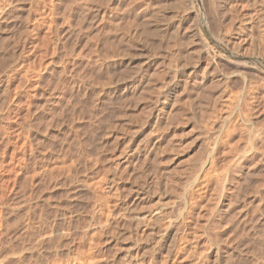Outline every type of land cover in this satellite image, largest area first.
Masks as SVG:
<instances>
[{"label":"rangeland","instance_id":"obj_1","mask_svg":"<svg viewBox=\"0 0 264 264\" xmlns=\"http://www.w3.org/2000/svg\"><path fill=\"white\" fill-rule=\"evenodd\" d=\"M120 1L0 0V264H264V0Z\"/></svg>","mask_w":264,"mask_h":264},{"label":"bare ground","instance_id":"obj_2","mask_svg":"<svg viewBox=\"0 0 264 264\" xmlns=\"http://www.w3.org/2000/svg\"><path fill=\"white\" fill-rule=\"evenodd\" d=\"M119 1H120V0H119ZM132 1L135 2L134 0H132ZM141 1H142V0H141ZM141 1H140V2H141ZM152 1H153V0H151V1H149V2H152ZM160 1H161V0H160ZM164 1H166V0H164ZM170 1H171V0H170ZM172 1H173V0H172ZM184 1H185V0H184ZM214 1H215V0H214ZM214 1H213V2H214ZM219 1L221 2V0H219ZM224 1H226V0H224ZM227 1H228V0H227ZM231 1H232V0H231ZM231 1H230L229 3H230V4H231V3L233 4V2H231ZM234 1H235V2H234L235 5H239V2H236V0H234ZM120 2H121V1H120ZM156 2H158V1H156ZM161 2H163V1H161ZM161 2H158V3H159V4H162ZM168 2H169V1H168ZM177 2H178V1H177ZM177 2L175 3V1H174V3L177 4V6H178V3H177ZM180 2H181V1H180ZM180 2H179V3H180ZM190 2H191V0H190ZM190 2H189V3H190ZM210 2H211V1H210ZM210 2H209V3H210ZM253 2H255V1H253ZM113 3L115 4V2H113ZM130 3H131V2H130ZM138 3H139V1H138ZM141 3H143V1H142ZM141 3H139V4H141ZM153 3H154V2H153ZM158 3H155L154 5H156V4H158ZM174 3L171 2V4H174ZM183 3H184V2H183ZM183 3H181V4H183ZM192 3H193V2H192ZM217 3H218V1L216 2V4H217ZM227 3H228V2H227ZM227 3H226V5H227ZM236 3H237V4H236ZM240 3H241V2H240ZM110 4H111V3H110ZM114 4H113V6H114ZM133 4H134V3H133ZM143 4H144V3H143ZM147 4H148V0H147L146 5H147ZM149 4H151V3H149ZM159 4H158L157 6H159ZM163 4H165V3L163 2ZM168 4H169V3H167V6H168ZM171 4H170V6H172L171 8H170V6L167 7L166 5H165V7H166V8H170V10H171L172 8H174V9L176 8V9H175V13H176V12H177L176 10H177V8H178L179 6L177 7V6L175 5V6H176V7H175L174 5H171ZM213 4H214V3H213ZM216 4H215V5H216ZM234 4H233V5H234ZM242 4H243V3H242ZM251 4H253V3H251ZM137 5H138V4H137ZM137 5H136V6H137ZM146 5H145V8H147ZM151 5H152V4H151ZM151 5H150V6H151ZM183 5H184V4H183ZM187 5H188V4H187ZM189 5H190V4H189ZM220 5H221V4H220ZM222 5H225V4L223 3ZM226 5H225V6H226ZM228 5H229V4H228ZM233 5H232V7H234ZM243 5H244V4H243ZM113 6H112V7H113ZM117 6H118V5H117ZM127 6L129 7V6H132V5L129 4V5H127ZM133 6H134V5H133ZM140 6H141V5H140ZM140 6L138 5V7H140ZM150 6H149V7H150ZM152 6H153V5H152ZM180 6H181V5H180ZM191 6H193V4H192ZM216 6H219V4L216 5ZM225 6H224V7H225ZM110 7H111V6H110ZM114 7H115V6H114ZM138 7H137V8H138ZM142 7H144V5H143ZM155 7H156V6H155ZM155 7H152V8H155ZM161 7H162V6H161ZM161 7H159V10H156V9H155V10H156V13H157V16L159 15L160 9L163 8V7H162V8H161ZM189 7H190V6H189ZM208 7H209V6H208ZM220 7H222V6H220ZM220 7H219V9H220ZM226 7H227V6H226ZM226 7H225V8H226ZM237 7H239V6H237ZM237 7H236V9H238ZM119 8H120V7H119ZM129 8H130V7H129ZM129 8H128V9H129ZM132 8H133V7H132ZM135 8H136V7H135ZM135 8H134V9H135ZM156 8L158 9V7H156ZM179 8H181V7H179ZM182 8H183V7H182ZM190 8H191V7H190ZM225 8H224V11H227V10H229V9L231 8V6L229 7V9L227 8V10H225ZM242 8H243V7H242ZM114 9H116V8H114ZM117 9H118V7H117ZM117 9H116V11H117ZM130 9H131V8H130ZM174 9H172V10H174ZM186 9H188V8H186ZM209 9H210V8H209ZM221 9H222V8H221ZM233 9H235V8H233ZM110 10H111V9H110ZM123 10H126V7L123 8ZM123 10H122V11H123ZM137 10H138V9H137ZM140 10L142 11V8H141ZM140 10H138V11L140 12ZM143 10H144V9H143ZM147 10H148V9H147ZM151 10H152V9H151ZM155 10H153V11H154L153 13H155ZM213 10H214V9H213ZM213 10H212V11H213ZM230 10L233 11L232 9H230ZM230 10H229V11H230ZM239 10H240V9H239ZM126 11H129V10H126ZM131 11H132V10H131ZM131 11H129V12H131ZM162 11H163V10H161V12H162ZM164 11H165V9H164ZM164 11H163V12H164ZM168 11H169V9H168ZM181 11H182V10H181ZM183 11H185V9H184ZM216 11H218V10H216ZM229 11H228L227 13H230V12H231V11H230V12H229ZM235 11H236V10H235ZM132 12H133V11H132ZM132 12H131V13H132ZM136 12H137V11H136ZM142 12L144 13V12H146V11L144 10V11H142ZM147 12H149V11H147ZM147 12H146V13H147ZM151 12H152V11H151ZM161 12H160V13H161ZM165 12H166V11H165ZM179 12H180V11H179ZM209 12H210V11H209ZM236 12H237V14L239 13L238 11H236ZM124 13H125V12H124ZM124 13H122V14H124ZM131 13H130V14H131ZM137 13H138V12H137ZM143 13H140V14H143ZM153 13H151V14H153ZM168 13H169V12H168ZM175 13L172 14L173 17H174V14H175ZM185 13H186V12H185ZM214 13H215V12H214ZM216 13H219V11L216 12ZM223 13H225V12H222V15H224ZM227 13H225V14L228 15ZM231 13H232V12H231ZM233 13H235V12L233 11ZM130 14H129V15H130ZM135 14H136V13H135ZM144 14H145V13H144ZM151 14H150V15H151ZM176 14H177V13H176ZM178 14H179V13H178ZM178 14H177V15H178ZM206 14H207V13H206ZM206 14H205V15H206ZM209 14H211V12H210ZM209 14H208V17H209ZM212 14H213V12H212ZM245 14H246V12H245ZM248 14H249V13H248ZM118 15H119V14H118ZM129 15H128V16H129ZM132 15H133V14H132ZM138 15H139V14H136L134 17H136V16H138ZM161 15L163 16V13H162ZM170 15H171V14H170ZM170 15H169V16H170ZM177 15H175V17H176ZM214 15H215V14H213V16H214ZM216 15H217V14H216ZM219 15L221 16V14H219ZM219 15H218V16H219ZM229 15H230V14H229ZM231 15H232V14H231ZM240 15H241V14H240ZM151 16H153V15H151ZM155 16H156V15L154 14V17H155ZM164 16H165V15H164ZM164 16L161 17V18L164 19V18H165ZM167 16H168V15H166V17H167ZM169 16H168V17H169ZM179 16H181V15H179ZM179 16H177V18H178V20H179V22H180ZM195 16H196V15H195ZM210 16H212V15H210ZM213 16H212V18L214 19ZM218 16H215V17H218ZM235 16H237V15H234V14H233V18H234ZM245 16H246V15H245ZM247 16H248V15H247ZM114 17L116 18V15H113V18H114ZM139 17H140V16H139ZM143 17H145V16L142 15V18H143ZM154 17H152V18H154ZM158 17H160V16H158ZM173 17H172V18L169 17V19H170V18H171V19H174ZM181 17H183V16H181ZM193 17H194V16H193ZM222 17H223V16H222ZM229 17L231 18V16H229ZM229 17H228V19H229ZM108 18H109V17H108ZM111 18H112V17H111ZM140 18H141V17H140ZM146 18H147V17H146ZM148 18L150 19V21L148 20L150 23L148 22L147 24H148V26H150L149 24H151V22H153V20L151 21V18H150L149 16H148ZM148 18H147V19H148ZM161 18L157 19V17H156V19H155V18H154V19L159 21V20H162ZM194 18H195V17H194ZM220 18H221V17H220ZM226 18H227V17H226ZM233 18H231V20H232ZM116 19H118V17H117ZM134 19H135V18H134ZM134 19H133V20H134ZM144 19H145V18H144ZM165 19H166V18H165ZM199 19H200V18H199ZM224 19H225V17H224ZM228 19H226V21H227ZM234 19H235V18H234ZM140 20H142V19H140ZM140 20H138V21H140ZM174 20H176V19H174ZM193 20H194V19L192 18V21H193ZM217 20H219V19H217ZM217 20H215V21L217 22ZM240 20H241V19H240ZM115 21H116V20H115ZM115 21H112V22H115ZM145 21H147V20H145ZM164 21H165V20H164ZM164 21H159V22H164ZM166 21H167V20H166ZM169 21H170V20H169ZM171 21H173V20H171ZM176 21H177V20H176ZM181 21H182V20H181ZM185 21H186V20H185ZM190 21H191V20H190ZM209 21H210V20H209ZM212 21H213L212 24H214L215 21H214V20H211V22H212ZM135 22H136V21H135ZM156 22H157V21H156ZM156 22H155V24H159L158 22H157V23H156ZM182 22H183V21H182ZM188 22H189V21H188ZM211 22H210V23H211ZM218 22H219V21H218ZM221 22L223 23V19L221 20ZM228 22H229V21H228ZM230 22H231V21H230ZM230 22H229V24H230ZM232 22H233V21H232ZM232 22H231V23H232ZM234 22H235V21H234ZM119 23H120V22H119ZM142 23H143V25L146 24V22L144 23V21H142ZM142 23H140L141 26H143ZM166 23H167V22H166ZM174 23L176 24V22H174ZM174 23H173V24H174ZM225 23H227V22H225ZM114 24L117 25V24H118V21L115 22ZM133 24H134V23H133ZM133 24H132V25H133ZM137 24H138V23H137ZM147 24H146V25H147ZM152 24H153V23H152ZM160 24H161V23H160ZM178 24H179V23H177V25H178ZM180 24H181V23H180ZM212 24H211V25H212ZM229 24H228V25H229ZM111 25H112V24H111ZM111 25H110V26H111ZM122 25H123V24H122ZM122 25H121V27H122ZM167 25H168V24H167ZM167 25H164V26H167ZM177 25L175 26L176 28H177ZM218 25H219V26H220V25L222 26L221 23H220V24H217L216 26L218 27ZM223 25H225V24H223ZM117 26H118V25H117ZM126 26H127V25H126ZM128 26H129V24H128ZM128 26H127V29H128ZM133 26H134V25H133ZM135 26H136V25H135ZM135 26H134V27H135ZM158 26H159V25H158ZM162 26H163V25H162ZM172 26H173V25H172ZM178 26H179V25H178ZM182 26H183V25H182ZM193 26H195V25H193ZM197 26H198V25H197ZM214 26H215V24H214ZM214 26H213V27H214ZM221 26H220V27H221ZM225 26L227 27V24H226ZM112 27H113V26H112ZM118 27L121 28L120 26H118ZM118 27H115V29L118 28ZM130 27L132 28V26H130ZM143 27L145 28V26H143ZM150 27H152V26H150ZM150 27H148V30H149V31H150V29H151ZM153 27H154V28H153V31H156V30H154V29H155V25H154ZM170 27H171V25H170ZM175 27H174V30L172 29L173 31H171L172 33H171L170 35H169V34L167 35V34H165V33H164L165 35H163L162 30H161V33H162V35H163L162 37L160 36L161 33H159L158 31H156V32L159 33V35H157L158 33L153 34V31H152V30L150 31V32H152V34L148 32V35H149V36H150V35H151V36L153 35L152 37H154V36H158V37H159V36H160L161 38H164V36L167 35L168 38L170 37V40L167 39V41H166V40L164 39V41L168 43V40H169L170 43H171V42H172V40H171L172 38H171V37L174 36L173 34H174V31L176 30ZM180 27H181V26H180ZM185 27H186L187 30L190 29V28H187V26H185ZM185 27L183 28L184 35H186V34H185L186 31L184 30ZM190 27H191V26H190ZM123 28L126 30V28H125L124 26H123ZM144 28H143V29H144ZM156 28H157L158 30H160L158 27H156ZM160 28L162 29L161 25H160ZM166 28H169V27H166ZM171 28H173V27H171ZM196 28H197V27H196ZM196 28H193V29H191V31H190V30L188 31V32H190V35H191V36H194V37H197V38H200V39H201V37H202V38H206V37H204V33H203V31L201 30L202 28H199V27H198L199 29H196ZM221 28H223V27H221ZM115 29L112 28V31L115 30ZM124 29H122V30H124ZM134 29H136V28H134ZM143 29H141V30H143ZM118 30H119V29H118ZM129 30H130V28H129ZM141 30H140V31H141ZM144 30H145V29H144ZM163 30H164V29H163ZM167 30H168V29H167ZM167 30H164V31L167 32ZM178 30H180L179 27H178ZM178 30H177V32H179ZM216 30H217V29H216ZM112 31H111V32H112ZM116 31H117V29H116ZM119 31L121 32V30H119ZM126 31L128 32V30H126ZM145 31L147 32V28H146ZM183 31H182V32H183ZM220 31H221V30H220ZM220 31H219V32H220ZM222 31H223V30H222ZM114 32H115V31H114ZM114 32H113V33H114ZM122 32H123V31H122ZM122 32H121V34H122ZM127 32L125 33V31H124L125 34H127ZM141 32H142V31H141ZM141 32H140V33H141ZM146 32H145V33H146ZM177 32H176V33H177ZM188 32H187V33H188ZM224 32H225V30H224ZM118 33H119V32H118ZM118 33H114V34H117V35H118ZM124 33H123V34H124ZM143 33H144V32H143ZM145 33H144V35H146V36H145V38H146V37H148V35L145 34ZM225 33H226V32H225ZM225 33H224V34H225ZM123 34L121 35V36H123L122 40H123L124 37H125V35H123ZM141 34H142V33H141ZM141 34H140V35H141ZM177 34H178V35H179V34H182V38H184V37H183V36H184L183 33H177ZM111 35L114 36V37L117 36V35H113L112 33H111ZM142 35H143V34H142ZM171 35H173V36H171ZM178 35H177V36H178ZM190 35H189V36H190ZM201 35H202V36H201ZM127 36H128V35H127ZM224 36H225V35H224ZM178 37H180L179 39H180V41H182V40H181V39H182V38H181V35L178 36ZM178 37H177V38H178ZM185 37H186V36H185ZM137 38H138V37H137ZM154 38H155V37H154ZM156 38H157V37H156ZM165 38H166V37H165ZM192 38H193V37H191V39H192ZM125 39H127V41H129L128 38H125ZM125 39H124L123 41H125ZM146 39H147V38H146ZM175 39H176V38H175ZM187 39H188V37H187ZM191 39H189V40H190V43H192ZM206 39H207V38H206ZM245 39H246V38H245ZM111 40H112V39H111ZM138 40H139V39H138ZM149 40H150V38H149ZM155 40H156V39H155ZM155 40H154V41H155ZM162 40H163V39H162ZM177 40H178V39H176L175 41H177ZM183 40H184V39H183ZM185 40H186V39H185ZM185 40H184V41H185ZM189 40H188V42H189ZM192 40H193V39H192ZM202 40H203V39H201V41H202ZM204 40H205V39H204ZM131 41H132V40H131ZM146 41H147V40H146ZM150 41H152V40H150ZM158 41H159V39H158ZM158 41H155V42H158ZM173 41H174V38H173ZM184 41H183V42H184ZM195 41H196V39H195ZM195 41H194V42H195ZM199 41H200V40H199ZM206 41H207V40L203 41V42H204L203 44L207 43V45H208V42H206ZM238 41L240 42V40H238ZM144 42H145V41H144ZM148 42H149V41H148ZM152 42H153V41H152ZM155 42H153V43H155ZM162 42H163V41L160 40V42L157 43V44H158L157 47H155L156 45H154L153 43H151V45H152V44L154 45V48H155V51H156V49H157L158 46H159V43H162ZM183 42H182V44H183ZM185 42H187V41H185ZM239 42H238V43H239ZM170 43H169V44H170ZM174 43L180 44L179 42H172V46H171V44H170V45L166 46L167 48L164 47V45H165L166 43L163 42L162 45H163V48H165V50H166V49H169V50H170L169 47H172V48H173V46H174V48L177 50L178 45H176V44H174ZM201 43H202V42H200V44H201ZM235 43H236V42H235ZM111 44H112V43H111ZM124 44H125V43H124ZM155 44H156V43H155ZM182 44L180 45L181 47H183V46L185 45V43H184L183 46H182ZM186 44H187V43H186ZM192 44H193V43H192ZM192 44L189 45V43H188V46H191ZM243 44H244V43H243ZM162 45L160 44V48H161ZM112 46H113V45H112ZM129 46H130V45H129ZM132 46H133V45H132ZM175 46H177V47H175ZM180 46H179V47H180ZM117 47H118V46H117ZM127 47H128V46H127ZM186 47H187V46H186ZM208 47H209V46H208ZM237 47H238V46H237ZM239 47H240V46H239ZM241 47H242V46H241ZM110 48L112 49V48H114V47H110ZM160 48H159V52H160V50H161V52H162V49H163V48H161V49H160ZM172 48H171V49H172ZM174 48H173V49H174ZM203 48H204V46H203ZM205 48H206V47H205ZM209 48H211V47H209ZM212 48H213V47H212ZM212 48H211V49H212ZM111 49H110V50H111ZM175 49H174V50H175ZM180 49H181V48H180ZM182 49H183V48H182ZM200 49H201V48H200ZM113 50H114V49H113ZM113 50H112V51H113ZM202 50H203V49H202ZM205 50H207V49H205ZM146 51H147V50H146ZM163 51H164V50H163ZM166 51L168 52V50H166ZM170 51H171V54H169V55L167 54V55L170 57L169 59H170V61L172 62V58H173V57L171 58L170 55L173 56V53H172V50H170ZM181 51H182V50H181ZM185 51H186V50H184V52H182L183 54H181L180 51L178 52V50H177L178 54L180 53L181 56H183L184 54H188V53H187L188 49H187L186 53H185ZM189 51L193 52L194 50L192 51V49H191V50H189ZM189 51H188V52H189ZM199 51H200V50H199ZM209 51H210V50H208V52H209ZM211 51L213 52V50H211ZM157 52H158V51H157ZM167 52L159 53V55H160V54H161V55H162V54L166 55ZM208 52H207V54H208L210 57L212 56L211 58H214V57H215V56L213 57V55H212V54H214V53H212V54L210 55V54H209L210 52H209V53H208ZM168 53H169V52H168ZM174 53H176V52H174ZM195 53H200V52L196 51ZM205 53H206V52H205ZM130 54H131V53H130ZM178 54H175V55H178ZM180 54H179V55H180ZM190 54H191V53H190ZM159 55H158V56H159ZM161 55H160V57H161ZM93 56H94V55H93ZM162 56H163V55H162ZM191 56H192V54L190 55V57L185 55L183 58L181 57V58H182L181 60H183L184 62H185L187 59H189V58H191V60H192V57H194L195 55L192 56V57H191ZM196 56H197V55H196ZM204 56H206V55H204ZM209 56H208V57H209ZM166 57H167V56H166ZM178 57H180V56H177V58H178ZM185 57H186V58L188 57V58H187L186 60H184ZM198 57H199V56H198ZM101 58H102V57H101ZM195 58L197 59V57H195ZM218 58H219V57H218ZM220 58H221V57H220ZM174 59H176L175 56H174ZM174 59H173V61H175V62H176V61H177V62L179 61V59H178V60H174ZM196 59H194V60H196ZM158 60H159V59H158ZM191 60H189V61H191ZM194 60H192V61L194 62ZM198 60H199V59H198ZM198 60H196V62H197ZM200 60H201V58H200ZM214 60H215V59H214ZM221 60H222V59H221ZM146 61H147V60H146ZM180 62H181V61H180ZM180 62H179V63H180ZM209 62H210V61H209ZM156 63H157V62H156ZM165 63H166V62H165ZM182 63H183V62H182ZM191 63H192V62H190V66L192 65ZM197 63H198V62H197ZM201 63H202V62H201ZM201 63H200V64H201ZM163 64H164V63H163ZM168 64H169V66H171V63H170V62H169ZM174 64H177V63H173L172 66H175ZM186 64L188 65V62H187ZM194 64H195V62H194ZM156 65H157V64H156ZM159 65H160V64H159ZM165 65H167V64H165ZM179 65H181V64H179ZM183 65H184V64H183ZM198 65H199V64H198ZM198 65H197V66H198ZM219 65H220V64H219ZM162 66H163V65H162ZM167 66H168V65H167ZM177 66H178V65H177ZM188 66H189V65H188ZM192 66L195 67L196 64H195V65H192ZM203 66H204V64H203ZM207 66H208V63H207ZM127 67H128V66H127ZM178 67H179V66H178ZM181 67H182V66H181ZM200 67H201V66H200ZM129 68H132V70L135 69L134 67H129ZM144 68H146V67H144ZM174 68H176V67H174ZM125 69H126V70H125ZM127 69H128V68H126V66H125V68L123 69V70L125 71V72H123V73H125V75H129ZM153 69H154V68H153ZM169 69H170V67H169ZM191 69H192V68H191ZM203 69H204V68H203ZM212 69H213V68H212ZM212 69H211V70H212ZM214 69H215V67H214ZM214 69H213V70H214ZM128 70H129V72H131V71H130L131 69H128ZM136 70H137L136 72H135V70H133V71L137 74V73H139L138 71H140L141 69L138 70V69L136 68ZM144 70H145V69H144ZM178 70H179V69H178ZM196 70H197V69H196ZM200 70H201V69H200ZM213 70H212V71H213ZM126 71H127V72H126ZM155 71H156V73H157V70H155ZM174 71H175V70H174ZM176 71H177V69H176ZM212 71H211L210 73H212ZM151 72H152V71H151ZM163 72H164V71H163ZM183 72H184V70H183ZM195 72H196V71H195ZM200 72H202V71H200ZM126 73H127V74H126ZM132 73H133V72H132ZM132 73H131L132 76H131V75H129V76L133 77V76L136 75L135 73H134V74H132ZM171 73H172V72H171ZM184 73H185V72H184ZM192 73H193V72H192ZM207 73H209V72H207ZM207 73H206V74H207ZM142 74H143V73H142ZM154 74H155V73H154ZM166 74H167V73H166ZM166 74H165V75H166ZM176 74H177V73H176ZM182 74H183V73H182ZM189 74H190V73H189ZM194 74H195V73H194ZM200 74H201V73H200ZM200 74H199V75H200ZM202 74H203V73H202ZM212 74H213V73H212ZM168 75H169V74H168ZM170 75H171V74H170ZM173 75H175L174 72H173ZM207 75H208V74H207ZM159 76H160V75H159ZM191 76H192V75H191ZM194 76H196V75H194ZM145 77H146V76H145ZM150 77H151V76H150ZM169 77H170V76H169ZM212 77H213V76H212ZM137 78H138V77H137ZM148 78H149V77H148ZM186 78H187V77H186ZM152 79H154V78H152ZM163 79H164V78H163ZM172 79H173V77H172ZM215 79H216V78H215ZM166 80H167V79H166ZM198 80H199V79H198ZM198 80H197V81H198ZM161 81H162V80H161ZM171 81H172V80H171ZM186 81H187V80H186ZM209 81H210V80H209ZM138 82H139V81H138ZM148 82H149V81H148ZM168 82H170V81H168ZM189 82H190V81H189ZM217 82H218V80H217ZM152 83H153V82H152ZM184 83H185V82H184ZM213 83H214V82H213ZM146 84H147V83H146ZM148 84H149V83H148ZM166 84H167V83H166ZM182 84H183V83H182ZM185 84H186V83H185ZM214 84H215V83H214ZM155 85H156V84H155ZM200 85H201V84H200ZM97 86H98V85H97ZM101 86H102V85H101ZM151 86H152V85H151ZM182 86H183V85H182ZM220 86H221V85H220ZM201 87H202V86H201ZM126 88H127V87H126ZM152 88H153V87H152ZM191 88H192V87H191ZM191 88H190V89H191ZM195 88H196V87H195ZM197 88H198V87H197ZM199 88H200V87H199ZM208 88H209V87H208ZM149 89H150V88H149ZM158 89H159V88H158ZM184 89H185V88H184ZM184 89H183V90H184ZM153 90H154V89H153ZM155 90H156V89H155ZM133 91H134V90H133ZM181 91H182V89H181ZM194 91H195V90H194ZM198 91H199V90H198ZM203 91H204V90H203ZM207 91H208V90H207ZM221 91H222V90H221ZM221 91H220V93H221ZM134 92H135V91H134ZM183 92H184V91H183ZM199 92H200V91H199ZM201 92H202V91H201ZM212 93H213V92H212ZM212 93H211V95H212ZM220 93H219V94H220ZM157 94H158V93H157ZM164 94H165V93H164ZM184 94H185V93H184ZM188 94H189V93H188ZM134 95H135V94H134ZM140 95H141V94H140ZM155 95H156V94H155ZM162 95H163V94H162ZM175 95H176V94H175ZM180 95H181V94H180ZM180 95H179V97H180ZM190 95H191V94H190ZM200 95H201V94H200ZM137 96H138V95H137ZM144 96H145V95H144ZM141 97H142V95H141ZM177 97H178V96H177ZM189 97H191V96H189ZM157 98H158V97H157ZM174 98H176V97H174ZM216 98H217V97H216ZM214 99H215V98H214ZM152 100H154V99H152ZM171 100H172V99H171ZM175 100H177V99H175ZM175 100H174V101H175ZM195 100H196V99H195ZM217 100H218V99H217ZM156 101H157V100H156ZM189 101H190V99H189ZM196 101H197V100H196ZM164 102H165V101H164ZM179 102H180V101H179ZM181 103H182V102H181ZM181 103H180V104H181ZM183 103H185V102H183ZM191 103H192V102H191ZM199 103H200V102H199ZM214 103H216V102H214ZM220 103H221V102H220ZM222 103H223V102H222ZM156 104H157V103H156ZM188 104H190V103H188ZM154 105H155V104H154ZM214 105H215V104H214ZM217 106H218V105H217ZM162 107H163V106H162ZM204 107H205V106H204ZM212 107H213V106H212ZM218 107H219V106H218ZM218 107H217V108H218ZM156 108H157V107H156ZM205 108H206V107H205ZM154 109H155V108H154ZM159 110H160V109H159ZM123 111H124V110H123ZM153 116H154V115H153ZM122 117H123V116H122ZM155 117H156V115H155ZM148 121H149V120H148ZM156 121H157V119H156ZM108 122H109V121H108ZM114 123H115V122H114ZM130 123H131V122H130ZM115 124H116V123H115ZM120 126H121V125H120ZM139 127H140V126H139ZM127 130H128V129H127ZM130 131H131V130H130ZM133 132H134V131H133ZM115 133H116V131H115ZM109 134H110V133H109ZM112 134H113V133H112ZM105 136H106V135H105ZM108 136H109V135H108ZM110 136H111V135H110ZM121 136H122V135H121ZM106 137H107V136H106ZM114 140H115V139H114ZM113 144H114V143H113ZM129 145H130V144H129ZM116 146L118 147V145H116ZM117 147H116V148H117ZM135 150H136V149H135ZM147 153H148V152H147ZM129 154H130V153H129ZM138 155H139V154H138ZM240 159H241V158H240ZM202 160H203V159H202ZM247 160H248V159H247ZM202 162H203V161H202ZM237 163H238V162H237ZM50 166H51V165H50ZM233 166H234V165H233ZM46 167H47V165H46ZM235 167H236V166H235ZM34 168H35V167H34ZM198 168H199V167H198ZM46 169H47V168H46ZM50 169H51V168H50ZM50 169H49V170H50ZM236 169H237V168H236ZM34 170H35V169H34ZM42 170H43V169H42ZM44 171H46V170H44ZM55 173H56V172H55ZM38 174H39V173H38ZM52 176H53V175H52ZM134 176H135V175H134ZM92 178H93V177H92ZM92 178H91V179H92ZM94 178H95V177H94ZM56 179H57V178H56ZM58 179H59V178H58ZM106 179H107V178H106ZM94 180H95V179H94ZM94 180H93V182L95 183V185H96V187H97V191L100 192V193H99V192H97V193H99L100 198H101V197L103 196V194L105 193V189H106L107 187L105 186V184H104L102 181H100V180H103L102 178H99V179L96 178V180H95V181H94ZM91 181H92V180H91ZM91 181H89V182H91ZM104 182H105V181H104ZM88 184H89V183H88ZM81 186H82V185H81ZM84 186H85V184H84ZM90 186H91V185H90ZM105 187H106V188H105ZM187 187H188V186H187ZM97 193H96V194H97ZM106 193H107V192H106ZM106 193H105V194H106ZM107 198H108V197H107ZM102 199H103V197H102ZM102 199H101V200H102ZM108 203H109V202H108ZM106 205H107V204H106ZM104 206H105V204H104ZM108 206H109V205H108ZM108 206H107V207H108ZM109 207H110V206H109ZM100 209H101V208H100ZM106 209H107V208H106ZM108 210H109V208H108ZM119 211H120V210H119ZM109 212H110V211H109ZM107 213H108V212H107ZM107 213H106L105 215H107ZM110 213H111V212H110ZM99 214H100V213H99ZM103 214H104V213H103ZM103 214H102V215H103ZM108 214H109V213H108ZM119 214H121V213H119ZM102 217H103V216H102ZM103 218H104V217H103ZM106 219H107V218H106ZM120 219H121V218H120ZM100 220H105V219L100 218ZM115 220H116V219H115ZM105 221H106V220H105ZM101 222H102V221H101ZM102 223L105 224L104 221H103ZM100 224H101V223H100ZM98 225H99V224H98ZM106 225H107V224H106ZM106 225H105V226H106ZM119 226H120V225H119ZM95 227H96V226H95ZM95 227H94V228H95ZM31 228H32V227H31ZM87 229H88V228H87ZM98 229H99V228H98ZM100 229H101V228H100ZM47 231H48V230H47ZM101 232H102V231H101ZM92 233H94V232H92ZM92 233H91V234H92ZM94 234H95V233H94ZM94 234H93V235H94ZM149 234H150V233H149ZM56 235H57V234H56ZM68 235H69V234H68ZM85 235H86V233H85ZM89 235H90V233H89ZM41 236H42V235H41ZM41 236H40V238H42ZM44 236H45V235H44ZM87 236H88V234H87ZM106 236H107V235H106ZM36 237H37V236H36ZM69 237H70V236H69ZM126 237H127V236H126ZM111 238H112V237H111ZM77 239H78V238H77ZM91 239H92V237H91ZM58 240H60V239H58ZM88 240H90V239H88ZM36 241H37V239H36ZM45 241H46V240H45ZM48 241H49V240H48ZM52 241H53V240H52ZM52 241H50V242H52ZM56 242H57V240H56ZM60 242H61V240H60ZM89 242L91 243L92 241H89ZM93 242H95V241H93ZM93 242H92V243H93ZM150 242H151V241H150ZM46 243H47V242H45V245H46ZM156 243H157V242H156ZM56 244H57V243H56ZM61 244H62V243H61ZM85 244H86V243H85ZM93 244H94V243H93ZM154 244H155V243H154ZM30 245H31V244H30ZM42 245H43V244H42ZM47 245H48V244H47ZM152 245H153V244H152ZM51 246H52V245H51ZM84 246H85V245H84ZM86 246H87V244H86ZM88 246H89V245H88ZM91 246H92V245H91ZM91 246H90V247H91ZM96 246H97V245H96ZM20 247H21V246H20ZM37 247H38V246H37ZM39 247H40V246H39ZM49 247H50V246H49ZM52 247H54V244H53ZM58 247H59V246H58ZM66 247H67V246H66ZM66 247H65V248H66ZM90 247H89V248H90ZM160 247H161V246H160ZM26 248H27V247H26ZM46 248H48V246H47ZM46 248H45V250H46ZM50 248H51V247H50ZM61 248H62V247H61ZM85 248H86V247H85ZM91 248H92V247H91ZM95 248H96V247H95ZM148 248H149V247H148ZM151 248H152V246H151ZM28 249H29V248H28ZM41 249H42V248H41ZM52 249H53V248H52ZM66 249H67V248H66ZM68 249H69V248H68ZM93 249H94V248H93ZM120 249H121V248H120ZM47 250H48V249H47ZM128 250H129V249H128ZM151 250H152V249H151ZM17 251H18V250H17ZM17 251H16V252H17ZM36 251H37V250H36ZM48 251H49V250H48ZM57 251H58V250H57ZM61 251H62V250H61ZM66 251H67V250H66ZM82 251H83V249H82ZM87 251L90 252V250H88V248H87ZM93 251H94V250H93ZM145 251H146V250H145ZM42 252H43V251H42ZM46 252H47V251H45L44 253H46ZM54 252H56V251L54 250ZM84 252H85V250H84ZM30 253H31V252H30ZM90 253H91V252H90ZM90 253H88L89 255H87V253L82 254L81 257H80L79 259H75L76 261H73V260H72L73 262L70 260L71 262L65 263V262H66V258H65V262H64V263L58 262V264H96V259H94V257H92L93 255L91 256ZM96 253H97V252H96ZM38 254H39V253H38ZM49 254H55V253H53V251L51 250V253L49 252ZM62 254H63V253H62ZM41 255H42V254H41ZM55 255H56V254H55ZM63 255H64V254H63ZM102 255H103V254H102ZM50 256H51V255H50ZM78 256H79V255H78ZM94 256H95V255H94ZM124 256H125V255H124ZM33 257H34V256H33ZM54 257H55V256H54ZM54 257H53V258H54ZM56 257H57V256H56ZM56 257H55V259H56ZM104 257H105V256H104ZM117 257H118V256H117ZM151 257H152V256H151ZM72 258H73V257H72ZM74 258H75V257H74ZM77 258H78V257H77ZM98 258H99V257H98ZM46 259H47V258H46ZM100 259H101V258H100ZM100 259H99V260H100ZM104 259H105V258H104ZM49 260H51V259L49 258ZM59 260H60V259H59ZM106 260H107V259H106ZM150 260H151V259H150ZM154 260H155V259H154ZM38 261H39V260H38ZM44 261H45V260H44ZM51 261H52V260H51ZM55 261H58V260L56 259ZM62 261H63V260H62ZM104 261H105V260H104ZM53 262H54V260H53ZM137 262H138V261H137ZM137 262H136V263H137ZM148 262H149V261H148ZM32 263H33V262H32ZM38 263H39V262H38ZM38 263H37V264H38ZM44 263H45V262H44ZM47 263H48V260H47ZM49 263H50V262H49ZM153 263H154V262H153ZM155 263H156V261H155ZM23 264H24V263H23ZM40 264H41V263H40ZM45 264H46V263H45ZM50 264H51V263H50ZM56 264H57V263H56ZM151 264H152V263H151Z\"/></svg>","mask_w":264,"mask_h":264}]
</instances>
